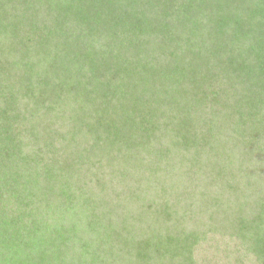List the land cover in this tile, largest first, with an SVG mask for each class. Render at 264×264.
I'll use <instances>...</instances> for the list:
<instances>
[{
	"label": "trees",
	"instance_id": "1",
	"mask_svg": "<svg viewBox=\"0 0 264 264\" xmlns=\"http://www.w3.org/2000/svg\"><path fill=\"white\" fill-rule=\"evenodd\" d=\"M0 264H264V0H0Z\"/></svg>",
	"mask_w": 264,
	"mask_h": 264
}]
</instances>
